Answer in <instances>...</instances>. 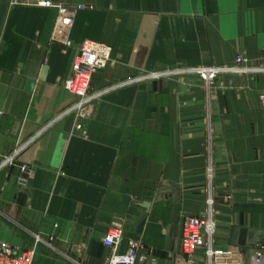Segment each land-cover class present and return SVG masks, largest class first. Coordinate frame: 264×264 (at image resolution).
I'll return each mask as SVG.
<instances>
[{"label": "crops", "instance_id": "obj_1", "mask_svg": "<svg viewBox=\"0 0 264 264\" xmlns=\"http://www.w3.org/2000/svg\"><path fill=\"white\" fill-rule=\"evenodd\" d=\"M79 6L67 49L52 37ZM85 41L113 55L92 79L100 97L84 134L78 99L61 82ZM238 58L256 71L221 75L212 99L195 74L139 82ZM147 83L151 91L140 89ZM210 198L218 257L264 264V0H10L0 35L1 241L35 250L34 264H104L103 240L122 224L143 243L141 264H179L182 222L206 213ZM242 229L254 233L246 247ZM195 261L209 264L202 251Z\"/></svg>", "mask_w": 264, "mask_h": 264}, {"label": "built area", "instance_id": "obj_2", "mask_svg": "<svg viewBox=\"0 0 264 264\" xmlns=\"http://www.w3.org/2000/svg\"><path fill=\"white\" fill-rule=\"evenodd\" d=\"M85 8L84 6L73 8L66 16L58 19L52 37L53 42H58L67 49L73 48V43L69 36L74 25V15L78 10ZM112 55V48L106 44L92 41L83 42L78 47V52L73 61L69 77L61 82L63 88L78 99L74 111L77 120L76 130L81 133L85 134V122L90 117L88 109L100 97V94H91L92 79L112 62ZM247 64L246 59L238 58L232 67H195L176 69L173 71L152 72L141 77L139 82L156 81L173 75L195 74L203 81L204 89L212 99L217 87V81L221 75L225 73L244 75L256 71ZM14 157L7 159V161L12 163ZM213 169V165L211 164L208 169L210 181L213 180ZM216 214L214 200L210 198L206 213L200 216L184 218L182 222L181 240L184 257L179 264H197L195 256L200 251L205 253L209 264H224V261L218 257L215 249L214 238L217 231ZM124 241H126V250L121 252L120 248ZM103 243L110 249V253L104 264H141L148 259L141 240L125 238V229L122 224L112 226L107 232ZM263 253L264 246L260 245L257 255L261 257ZM34 258L35 250H22L0 240V264H34Z\"/></svg>", "mask_w": 264, "mask_h": 264}, {"label": "water", "instance_id": "obj_3", "mask_svg": "<svg viewBox=\"0 0 264 264\" xmlns=\"http://www.w3.org/2000/svg\"><path fill=\"white\" fill-rule=\"evenodd\" d=\"M9 5H10V0H1L0 1V35H1L3 25H4V22L6 19V15H7L8 9H9ZM34 88H35V82L32 80L27 81L26 93L32 94ZM152 88H153L152 83H147V84H144L140 87V89L148 90V91H151ZM145 206L147 207V205H145ZM143 225H144V223L139 227V229H138L139 232H141ZM253 240H254V233L253 232H249L247 229L241 230V236H240V241H239L240 246L246 247L247 242L248 241L253 242Z\"/></svg>", "mask_w": 264, "mask_h": 264}]
</instances>
